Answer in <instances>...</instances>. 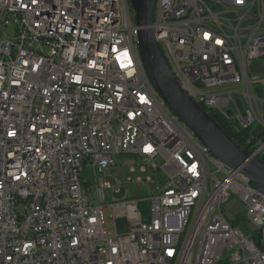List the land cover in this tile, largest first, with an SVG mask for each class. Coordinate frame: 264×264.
<instances>
[{
  "label": "built area",
  "instance_id": "obj_1",
  "mask_svg": "<svg viewBox=\"0 0 264 264\" xmlns=\"http://www.w3.org/2000/svg\"><path fill=\"white\" fill-rule=\"evenodd\" d=\"M150 27L182 89L247 130L261 159L264 0H156ZM137 31L128 0H0V264H264V196L168 111ZM121 155L165 181L109 205L108 232L106 178Z\"/></svg>",
  "mask_w": 264,
  "mask_h": 264
},
{
  "label": "water",
  "instance_id": "obj_2",
  "mask_svg": "<svg viewBox=\"0 0 264 264\" xmlns=\"http://www.w3.org/2000/svg\"><path fill=\"white\" fill-rule=\"evenodd\" d=\"M128 1L138 28L136 44L141 68L154 92L214 158L231 172H238L247 178L249 184L264 196V162L239 147L182 89L165 63L150 27L156 0ZM228 115L231 113L228 112Z\"/></svg>",
  "mask_w": 264,
  "mask_h": 264
},
{
  "label": "rangeland",
  "instance_id": "obj_3",
  "mask_svg": "<svg viewBox=\"0 0 264 264\" xmlns=\"http://www.w3.org/2000/svg\"><path fill=\"white\" fill-rule=\"evenodd\" d=\"M133 13V12H132ZM13 27H8L6 33L12 34ZM116 164L118 165L116 171H112L111 175L106 178L107 183L110 188L105 189V222L107 224L106 228L108 232H113L112 225V210L109 205L120 199L126 198L130 200L134 199H148L151 196L158 193V189L165 181V176L161 171L153 172L148 166L143 167L140 164V160L134 158L130 155H121L115 157ZM160 164V160H158ZM81 179L86 183V191L89 197L90 203L97 204L94 196V175L90 168H85L80 173ZM99 177V175H97ZM138 179L141 180L139 185H137ZM150 179V181H148ZM236 197L231 198L227 203V206L233 204ZM238 202L233 204L230 208V214L233 217H238L236 222L238 227L242 229L247 228L248 233L253 231V227L250 226L246 221V206L237 199Z\"/></svg>",
  "mask_w": 264,
  "mask_h": 264
},
{
  "label": "trees",
  "instance_id": "obj_4",
  "mask_svg": "<svg viewBox=\"0 0 264 264\" xmlns=\"http://www.w3.org/2000/svg\"><path fill=\"white\" fill-rule=\"evenodd\" d=\"M211 118L218 123V125L226 132V134L233 139V141L241 148H247L251 151L250 147L245 142L246 137L248 136V131L235 132L229 127L227 119L222 117L217 111L207 110ZM261 160L264 162V156L261 157Z\"/></svg>",
  "mask_w": 264,
  "mask_h": 264
}]
</instances>
